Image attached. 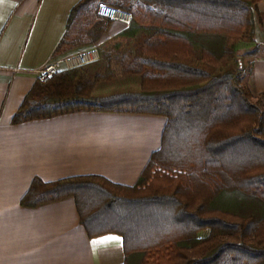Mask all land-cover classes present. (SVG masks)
<instances>
[{
  "label": "trees",
  "instance_id": "1",
  "mask_svg": "<svg viewBox=\"0 0 264 264\" xmlns=\"http://www.w3.org/2000/svg\"><path fill=\"white\" fill-rule=\"evenodd\" d=\"M260 1H78L54 55L98 44L99 60L37 80L11 123L157 115L166 118L161 145L135 187L34 179L21 206L72 197L89 235L119 232L139 264H264L263 96L243 84L238 53L254 42ZM100 3L129 11L130 27L108 38Z\"/></svg>",
  "mask_w": 264,
  "mask_h": 264
},
{
  "label": "crops",
  "instance_id": "2",
  "mask_svg": "<svg viewBox=\"0 0 264 264\" xmlns=\"http://www.w3.org/2000/svg\"><path fill=\"white\" fill-rule=\"evenodd\" d=\"M80 0H0V264H135L119 232L89 235L72 197L21 206L31 182L98 176L135 187L159 150L166 118L80 112L12 124L37 71L55 56L71 8ZM122 31L118 23L108 38ZM245 85L264 105V0L257 5L253 43H240ZM240 59V57H239ZM241 60V59H240Z\"/></svg>",
  "mask_w": 264,
  "mask_h": 264
},
{
  "label": "built area",
  "instance_id": "3",
  "mask_svg": "<svg viewBox=\"0 0 264 264\" xmlns=\"http://www.w3.org/2000/svg\"><path fill=\"white\" fill-rule=\"evenodd\" d=\"M97 14L113 23L120 24L122 29H128L133 21V16L129 11L111 7L104 3L98 5ZM99 58L98 44L67 53L39 69L37 80L44 84L60 70L81 68L97 62Z\"/></svg>",
  "mask_w": 264,
  "mask_h": 264
},
{
  "label": "rangeland",
  "instance_id": "4",
  "mask_svg": "<svg viewBox=\"0 0 264 264\" xmlns=\"http://www.w3.org/2000/svg\"><path fill=\"white\" fill-rule=\"evenodd\" d=\"M239 53V52H238ZM239 57H240V59L241 60H239L240 61V68H241V70H242V80H243V84H245L246 83V80L245 79H247L248 77H247V73H248V71H249V64H248V62L246 61L247 59H245V56H244V54L240 51V53H239ZM125 83H127V84H125L124 85V87H132V88H134L135 87V85H136V82H134V81H130V82H125ZM135 264H139V257H138V259H137V262L135 263Z\"/></svg>",
  "mask_w": 264,
  "mask_h": 264
}]
</instances>
